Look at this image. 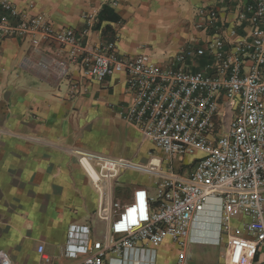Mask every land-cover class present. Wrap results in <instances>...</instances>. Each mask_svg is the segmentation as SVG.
<instances>
[{
  "label": "crops",
  "instance_id": "0c3cea01",
  "mask_svg": "<svg viewBox=\"0 0 264 264\" xmlns=\"http://www.w3.org/2000/svg\"><path fill=\"white\" fill-rule=\"evenodd\" d=\"M10 1L21 12L42 15L55 28L72 29L88 49L114 42L118 56L145 54L161 67L180 51L204 47L215 36L229 43L252 31L238 18L248 0ZM104 6L113 19L99 21ZM200 9L203 18L197 15ZM211 11L215 18L209 23L205 17ZM198 22L203 23L200 28L195 26ZM79 61L70 60L67 48L56 43L33 46L29 38L0 39V250L13 264H85L82 255H64L69 226H88L93 240L109 234V223L95 217L101 196L79 163V154L122 158L136 165L160 161L162 170L170 163L183 178L190 176L200 156L195 152L168 160L159 151L154 153L152 143L125 117L126 76L86 78ZM60 62L67 65L66 75L59 74ZM211 63L205 52L187 58L184 65L201 71L209 70ZM131 173L123 169L110 185L101 182L112 200L125 202L136 186L153 190L149 184L134 183ZM120 181L131 184L121 199L116 195ZM245 221L236 216L231 226ZM216 228L215 211L196 216L192 235L200 242L188 246L193 260L198 256L202 264H212L209 249L219 247L218 264H225L226 235L215 244ZM177 250L176 244L165 240L145 252L142 264H148L150 256L152 264H174ZM115 258L108 254L102 264H119ZM250 264H264V244L257 246Z\"/></svg>",
  "mask_w": 264,
  "mask_h": 264
},
{
  "label": "built area",
  "instance_id": "2783aa9c",
  "mask_svg": "<svg viewBox=\"0 0 264 264\" xmlns=\"http://www.w3.org/2000/svg\"><path fill=\"white\" fill-rule=\"evenodd\" d=\"M197 15L203 18V10ZM205 18L211 23L215 12ZM238 18L251 25L248 35H237L229 43L215 36L204 47L180 51L161 67L145 54L118 56L114 42L88 49L72 29L55 28L42 15H28L10 0H0V39L29 38L33 46L45 41L65 47L70 60H80L86 78L100 81L124 74L125 117L143 138L168 160L200 152L188 178L174 173L170 163L162 170L160 161L136 165L122 158L79 154L101 196L95 217L108 222L110 232L103 240H93L88 226L72 224L65 256L82 255L85 264H102L106 255L115 254L119 264H142L145 252L170 240L178 247L174 264H195L188 250L200 242L192 235L195 218L213 210L214 243L226 235L225 264H250L257 246L264 244V0H248ZM230 34L236 32L231 29ZM205 52L212 57L209 70L185 67L187 58ZM58 70L60 75L68 73L63 62ZM123 169L152 175L153 192L136 186L125 202L112 200L101 182L110 185ZM236 216L246 218L239 227L231 226ZM37 250L42 253L43 247ZM0 264H13L2 250Z\"/></svg>",
  "mask_w": 264,
  "mask_h": 264
},
{
  "label": "rangeland",
  "instance_id": "374dc122",
  "mask_svg": "<svg viewBox=\"0 0 264 264\" xmlns=\"http://www.w3.org/2000/svg\"><path fill=\"white\" fill-rule=\"evenodd\" d=\"M152 149H154V153H156V149L154 147H152ZM158 152V151H157ZM131 170V178L134 179V183H146L149 184L150 187H153V182H154V177L152 175L143 173V172H139V171H135V170ZM122 182V183H121ZM131 184H124L123 181H120V183H118L116 185V195L117 197H119L120 199L124 197V189L129 193L130 191V186ZM123 188V189H122ZM153 192V190L151 191ZM189 253L192 256V260H193V253L192 250H189ZM209 254L211 256V260H212V264H218V260H219V255H220V248L216 247L214 250L213 249H209ZM194 255H195V250H194ZM203 258V255H202ZM202 260L198 258V256H195V259L193 260V262H195L196 264H202L201 262Z\"/></svg>",
  "mask_w": 264,
  "mask_h": 264
},
{
  "label": "trees",
  "instance_id": "16d2710c",
  "mask_svg": "<svg viewBox=\"0 0 264 264\" xmlns=\"http://www.w3.org/2000/svg\"><path fill=\"white\" fill-rule=\"evenodd\" d=\"M110 11L108 10V8L106 7V6H104L103 8H102V13L99 15V21L100 20H102V19H107V18H109V19H113V16H107L108 14H111V13H109ZM114 19H118V17H116L115 16V18Z\"/></svg>",
  "mask_w": 264,
  "mask_h": 264
},
{
  "label": "bare ground",
  "instance_id": "6f19581e",
  "mask_svg": "<svg viewBox=\"0 0 264 264\" xmlns=\"http://www.w3.org/2000/svg\"><path fill=\"white\" fill-rule=\"evenodd\" d=\"M154 163H156L155 161H153ZM86 166H87V164H86ZM87 168H88V166H87ZM90 170V174L92 175V177H96V173L93 171V170H91V169H89Z\"/></svg>",
  "mask_w": 264,
  "mask_h": 264
}]
</instances>
